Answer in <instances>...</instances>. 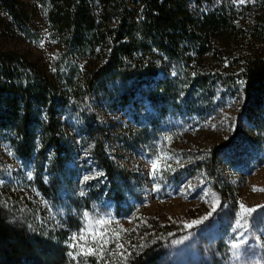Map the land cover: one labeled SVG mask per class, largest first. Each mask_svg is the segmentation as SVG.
<instances>
[{"label": "rangeland", "instance_id": "1", "mask_svg": "<svg viewBox=\"0 0 264 264\" xmlns=\"http://www.w3.org/2000/svg\"><path fill=\"white\" fill-rule=\"evenodd\" d=\"M19 1L30 19L20 28L0 12V49L20 54L49 75L83 73L96 65V54L78 56L57 37L37 0ZM185 6L194 16L235 8L240 25L264 28V0H190ZM251 43V49L264 51V36ZM249 47L191 54L174 68L164 62V71L148 78L143 92L127 104L116 77L99 84L82 111L77 106L82 100L69 99L60 112L69 158L56 198L37 193L32 161L23 162L1 133L0 193L10 207H21L30 228L59 241L66 258L61 264H103L122 254L133 230L154 221L175 223L184 233L167 247L162 264H264V119L244 103L240 88L220 78L238 69L236 58ZM189 76L208 77V88L188 84ZM166 77L171 83L162 88ZM90 115L103 128L107 154L124 179L118 188L125 200L119 205L106 196V177L92 157L84 122ZM212 153L219 185L232 187L236 205L222 199L206 172ZM153 162L159 164L155 176ZM42 175L47 182L48 172ZM241 204L255 211L246 226L237 227ZM197 220L202 222L192 223ZM93 234L108 243L97 255L73 260L68 253L79 248L69 245L88 241L95 247ZM233 242L240 247L232 250Z\"/></svg>", "mask_w": 264, "mask_h": 264}, {"label": "trees", "instance_id": "2", "mask_svg": "<svg viewBox=\"0 0 264 264\" xmlns=\"http://www.w3.org/2000/svg\"><path fill=\"white\" fill-rule=\"evenodd\" d=\"M188 1L37 0L60 40L76 55L96 54L97 59L96 65L83 73L71 70L68 75H49L20 54L0 49V134L7 136L23 162L32 161V184L38 194L56 198L61 186L69 154L60 112L69 99L82 100L84 103L77 105L82 111L96 87L116 77L127 104L131 96L143 92L148 78L164 71V62L174 68L191 54L232 46L248 48L252 37L264 36V28L240 25L235 8L223 7L194 16L185 6ZM0 12L20 28L30 19L19 0H0ZM251 48L240 50L235 61L238 69L220 78L227 86L240 88L244 103L264 119V51ZM208 80L205 76H189L187 82L208 88ZM169 83L167 77L160 82L162 88H168ZM82 92L87 95L81 96ZM95 120L96 116L90 115L84 121L92 157L106 177V196L119 205L125 200L118 188L124 179L107 154L106 136ZM217 164V155L212 153L206 172L222 199L236 205L232 187L223 185L224 192L219 185ZM44 171L49 174L47 182ZM3 197L0 193V264H61L66 258L59 241L38 227L30 228L21 207H10L4 199L8 197ZM180 230L175 223H145L138 232H131L121 255L103 264H162L167 247L183 236Z\"/></svg>", "mask_w": 264, "mask_h": 264}, {"label": "snow or ice", "instance_id": "3", "mask_svg": "<svg viewBox=\"0 0 264 264\" xmlns=\"http://www.w3.org/2000/svg\"><path fill=\"white\" fill-rule=\"evenodd\" d=\"M241 3L244 2V0H240ZM152 171H153V176H155V174L157 173V171H159V164L157 162H153L152 164ZM87 179V178H85ZM256 189H254L255 191ZM240 209L241 211L237 214V220H236V225L237 227H244L246 226V221H247V215H250L251 212L255 211V209L252 208H247L245 207L243 204L240 205ZM216 210V203L214 202L213 207L211 209L212 212H214ZM211 213H209L210 215ZM202 219H207V216L202 218ZM244 221V224L241 223V221ZM201 220H197V221H193V224H198L201 223ZM99 223H107L106 221H100ZM189 227H191V225H188ZM235 231V229H233ZM73 239L75 240L76 237H73ZM81 240H84V236L81 235L80 236ZM88 241H85V245H77L76 243L70 244L69 247L73 248V249H77L79 248L78 251H73V252H69L68 255L73 259L76 260L78 256H83V257H87L90 255H97L98 254V250L102 249L107 243L108 241L106 239H102L100 241L96 240L95 234H93V239L91 241L92 245H95V247H90L88 246ZM119 247H122L119 246ZM240 247V244L237 242H233L230 244V248L232 250H236Z\"/></svg>", "mask_w": 264, "mask_h": 264}]
</instances>
